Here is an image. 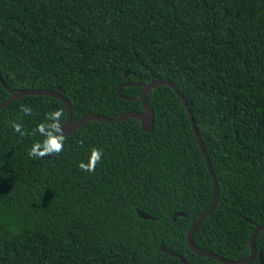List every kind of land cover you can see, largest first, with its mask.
<instances>
[{
  "label": "trees",
  "instance_id": "obj_1",
  "mask_svg": "<svg viewBox=\"0 0 264 264\" xmlns=\"http://www.w3.org/2000/svg\"><path fill=\"white\" fill-rule=\"evenodd\" d=\"M0 78V102L18 90L60 88L73 122L142 112L141 88L125 86L122 94L135 97L126 101L118 87L171 82L219 190L193 243L231 261L249 255L252 229L264 226V0H0ZM146 101L151 131L134 118L88 121L43 158L28 156L44 139L34 129L53 111L61 125L63 103L26 95L0 108V264H183L161 243L188 264H220L186 244L212 198L187 112L164 85ZM94 148L102 159L83 171ZM177 212L185 216L172 221ZM256 247L264 262L262 232Z\"/></svg>",
  "mask_w": 264,
  "mask_h": 264
},
{
  "label": "water",
  "instance_id": "obj_2",
  "mask_svg": "<svg viewBox=\"0 0 264 264\" xmlns=\"http://www.w3.org/2000/svg\"><path fill=\"white\" fill-rule=\"evenodd\" d=\"M124 75L127 76V73H125ZM0 81H1V78H0ZM161 85L167 86L170 89H172V91L177 95V97L180 99L181 103L183 104V106L187 112L189 121L191 123V127L193 130L195 140H196L198 147L200 149L201 155L203 157L204 163L206 165V168L208 170L209 176L211 178V183H212V198H211L210 204L197 217V219L191 224V226L189 227V229L187 231L186 244H187L189 250L192 253L196 254L197 256L212 259L214 261H217L220 264H249L256 257H258L259 264H264L262 252L258 251L257 247H256V235L259 232L264 233V226L263 225L255 226L252 229V231L250 233V237H249L250 253L246 258H244L242 260L231 261L228 259H224L223 257H221L215 253L197 248L195 246V244L193 243L194 232L196 231V229L198 228L200 223L205 219V217H207L211 213V211L214 209V207L217 204V200H218V196H219V190H218V183H217L215 174L213 172V169H212L211 163L209 161L208 155L204 149V146H203V143H202L201 138L199 136V133L196 129L195 122L193 119V115H192V112L189 108V105H188L187 101L185 100V98L183 97V95L180 93V91L177 90L176 87L171 82L164 80V79H157L155 81H151L148 83L128 82L126 84L119 86L117 89V93L121 99L126 100V101H133V100H135V97L129 98V97H125L122 94V89L125 86H137V87L141 88V91H140L139 96H138V100L140 102V105H141L143 111L142 112H140V111L125 112V113H122V114L115 116V117H106V116L97 115V114H87V115H84L81 118H79L77 121L73 122L72 121L71 105H70L69 101L65 97H63V95L61 94L60 88H58L54 91L46 90V89L18 90V91L12 92L6 100L1 101L0 102V108L6 107L10 103H12V102L16 101L17 99H19L23 96H26V95H43V96L55 98V99L59 100L61 103H63V105L66 109V118L60 126H61V130L63 132L64 137L72 135L77 129H79L82 126L83 123H86L88 121H97V122H102V123L114 124V123L124 121L127 118L137 119L140 122L141 131L147 133V132L151 131L153 128L154 112H153L152 107L147 103L146 96L152 89L156 88L157 86H161ZM137 214H138L139 218H141V219H145V220L151 219V217L143 211L137 210ZM178 216L184 217L185 214L181 213V212L174 213L172 215V221H175ZM160 250L167 252L174 257H177L181 263L188 264V261L182 255L176 253L175 251L170 250L169 248L166 247V245L164 243H161Z\"/></svg>",
  "mask_w": 264,
  "mask_h": 264
},
{
  "label": "clouds",
  "instance_id": "obj_3",
  "mask_svg": "<svg viewBox=\"0 0 264 264\" xmlns=\"http://www.w3.org/2000/svg\"><path fill=\"white\" fill-rule=\"evenodd\" d=\"M21 111L25 116L32 115V108L22 107ZM47 123H39L34 129L33 134H39L44 139L43 141H36L32 144L28 151V156L31 158H43L52 154H59L64 147V135L61 130L60 121L62 113L60 111H53L46 114ZM12 128L15 133L21 136L25 135L22 130V125L14 123ZM102 159V152L99 149H93L89 156L88 163L81 162L79 167L83 171L92 172L95 169V165Z\"/></svg>",
  "mask_w": 264,
  "mask_h": 264
}]
</instances>
